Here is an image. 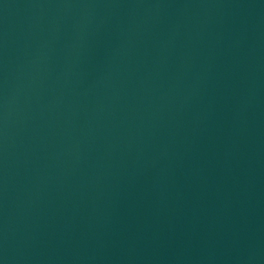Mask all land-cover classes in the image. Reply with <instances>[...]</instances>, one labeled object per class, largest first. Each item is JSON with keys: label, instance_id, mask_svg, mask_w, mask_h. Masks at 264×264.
Returning <instances> with one entry per match:
<instances>
[{"label": "water", "instance_id": "water-1", "mask_svg": "<svg viewBox=\"0 0 264 264\" xmlns=\"http://www.w3.org/2000/svg\"><path fill=\"white\" fill-rule=\"evenodd\" d=\"M0 264H264V0H0Z\"/></svg>", "mask_w": 264, "mask_h": 264}]
</instances>
